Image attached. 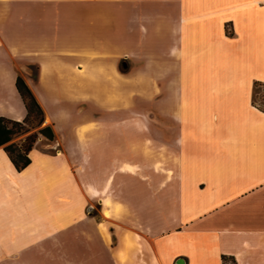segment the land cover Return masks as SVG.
Returning a JSON list of instances; mask_svg holds the SVG:
<instances>
[{"label":"crops","instance_id":"crops-1","mask_svg":"<svg viewBox=\"0 0 264 264\" xmlns=\"http://www.w3.org/2000/svg\"><path fill=\"white\" fill-rule=\"evenodd\" d=\"M20 73L0 264H264V0H0V115Z\"/></svg>","mask_w":264,"mask_h":264},{"label":"trees","instance_id":"trees-1","mask_svg":"<svg viewBox=\"0 0 264 264\" xmlns=\"http://www.w3.org/2000/svg\"><path fill=\"white\" fill-rule=\"evenodd\" d=\"M259 83L264 82L256 80V84ZM16 85L25 101L27 112L23 119L0 115V146H3L15 167L22 169L32 161L29 152L38 137L42 134L53 139L55 129L52 123H45L44 108L21 73L17 76ZM18 136L22 137L17 139ZM223 257L224 260L229 258L225 254Z\"/></svg>","mask_w":264,"mask_h":264},{"label":"rangeland","instance_id":"rangeland-1","mask_svg":"<svg viewBox=\"0 0 264 264\" xmlns=\"http://www.w3.org/2000/svg\"><path fill=\"white\" fill-rule=\"evenodd\" d=\"M33 70H35V67L32 68ZM79 85L82 86L83 82H77ZM256 89H255V94H254V100L264 108V83H259L256 84ZM81 89V88H80ZM126 115H130V114H126ZM226 262V264H232L234 260H232L231 258H227L224 260Z\"/></svg>","mask_w":264,"mask_h":264},{"label":"water","instance_id":"water-1","mask_svg":"<svg viewBox=\"0 0 264 264\" xmlns=\"http://www.w3.org/2000/svg\"><path fill=\"white\" fill-rule=\"evenodd\" d=\"M90 211L93 210V206L88 208ZM176 264H186V260L183 256H180L176 259Z\"/></svg>","mask_w":264,"mask_h":264},{"label":"built area","instance_id":"built-area-1","mask_svg":"<svg viewBox=\"0 0 264 264\" xmlns=\"http://www.w3.org/2000/svg\"><path fill=\"white\" fill-rule=\"evenodd\" d=\"M232 264H235V262H233Z\"/></svg>","mask_w":264,"mask_h":264}]
</instances>
